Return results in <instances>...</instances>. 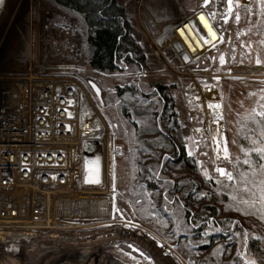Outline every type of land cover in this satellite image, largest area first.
Instances as JSON below:
<instances>
[{
  "label": "rangeland",
  "instance_id": "374dc122",
  "mask_svg": "<svg viewBox=\"0 0 264 264\" xmlns=\"http://www.w3.org/2000/svg\"><path fill=\"white\" fill-rule=\"evenodd\" d=\"M203 1L116 0L125 9L132 39L145 61L138 65L121 59L117 71L102 72L90 65L86 27L79 17L49 0H7L0 22V50L20 51L28 35L29 53L38 54L45 13L75 21L70 73L100 88V103L110 111V116L105 113L114 129L112 142L122 147L114 161L110 189L85 196L94 201L109 199L104 213L92 210L90 217L66 219L78 226L77 231L61 230L58 235L73 245L45 247L22 264H113L114 257L106 249L119 234L138 237L142 245L156 248L159 257H172L178 264H264V156L257 164L241 157L242 152L264 154V0H234L227 20L226 6L216 47L185 62L169 44L176 28L203 9ZM206 10L215 17V5L210 3ZM157 83L168 86L176 104L179 124L172 130L158 123L160 103L152 91ZM196 83L214 84L221 92L227 155L212 141L198 137L202 114L187 104V88ZM134 84L147 97L136 101L133 111L150 152L142 151L138 158L120 119L127 97L117 95L120 88ZM158 128L173 135L178 152L185 149V158L171 156L173 149L163 145ZM209 204L219 206L220 218L226 223L221 228L230 223V231L237 233L212 244L219 228L210 226L216 222L198 218ZM252 239L259 240L258 251L248 248ZM9 258L15 257L2 254L0 264H11Z\"/></svg>",
  "mask_w": 264,
  "mask_h": 264
},
{
  "label": "built area",
  "instance_id": "2783aa9c",
  "mask_svg": "<svg viewBox=\"0 0 264 264\" xmlns=\"http://www.w3.org/2000/svg\"><path fill=\"white\" fill-rule=\"evenodd\" d=\"M221 3L211 1L217 11L213 18L206 9L195 14L203 12L219 35L226 0ZM6 8L7 0L0 22ZM41 18L39 53L31 50L22 70L0 64V258L14 256L11 264H22L45 247L73 245L59 231L76 233L78 226L66 222L70 217L104 213L109 199L85 196L101 195L104 186L110 189L114 161L122 152L112 142L113 126L90 82L70 73L75 21L58 13ZM216 44L197 56L207 55ZM222 101L214 84L187 88V104L202 114L198 137L220 151L226 147ZM96 140L104 146L103 184L91 187L83 183L85 144Z\"/></svg>",
  "mask_w": 264,
  "mask_h": 264
},
{
  "label": "trees",
  "instance_id": "16d2710c",
  "mask_svg": "<svg viewBox=\"0 0 264 264\" xmlns=\"http://www.w3.org/2000/svg\"><path fill=\"white\" fill-rule=\"evenodd\" d=\"M56 6L60 7L63 11L67 12L74 18H78L81 23L86 27V42L90 46V65L92 68L102 72H113L118 70V64L121 59L124 62H136L138 65H142L145 61V57L142 56L141 51L137 48L131 36L130 23L125 17V9L118 6L116 0H49ZM25 46L18 52L11 51L3 48L0 51V64H8L14 70H22L26 67L29 47L26 43ZM137 51V52H136ZM87 82V81H86ZM168 86L157 83L154 85L152 91L158 98L160 103L159 121L165 125L167 130L177 128L178 113L174 99L170 96ZM143 88L140 85H127L120 88L117 93L118 97L125 98L124 107L120 109V119L125 126L124 131L130 140V147L134 157H142V151L144 154L148 152L147 144L149 141L141 138V123L135 116L134 103L146 99L143 94ZM148 96V95H147ZM146 97V98H145ZM114 102V101H111ZM133 107L130 109V106ZM106 106V104H105ZM107 114L110 112L108 107L105 108ZM141 113V112H140ZM110 114V113H109ZM108 114V116H110ZM139 115V114H138ZM111 118V117H110ZM157 133L161 136L163 145H169L172 147L171 156L180 157L185 156V149L181 147V152L177 150V145L173 141V135L169 136L160 128L157 129ZM176 154V155H174ZM242 152L241 157L248 162V164H257L262 162L264 154L257 151L248 153ZM172 158V157H171ZM185 158V157H184ZM238 168V167H237ZM236 168V169H237ZM237 171V170H236ZM132 188L134 186H131ZM219 206L216 204H209L203 207V212L199 214L198 218L204 217L205 222H209L210 219L216 224L212 223V229L219 228L216 234H213L212 244L217 240L224 241L228 237L237 233V230L230 231V223L225 228L224 221L221 220V214L219 213ZM190 208V207H189ZM188 210V209H187ZM190 211V210H188ZM189 214V213H188ZM190 214L186 217L187 222L190 221ZM217 223L218 226L217 227ZM206 225V224H205ZM205 229V228H204ZM238 231L243 232L241 227H238ZM211 244V245H212ZM249 245L250 251H258L260 249L259 240L252 239ZM255 255V254H254Z\"/></svg>",
  "mask_w": 264,
  "mask_h": 264
},
{
  "label": "bare ground",
  "instance_id": "6f19581e",
  "mask_svg": "<svg viewBox=\"0 0 264 264\" xmlns=\"http://www.w3.org/2000/svg\"><path fill=\"white\" fill-rule=\"evenodd\" d=\"M221 1V5L223 6L225 0ZM226 6L228 10L227 1ZM219 9L221 10V8ZM198 15L200 16L199 18L197 17ZM221 15L222 13H217L216 17H221ZM201 30L204 35L206 34L205 40L202 38ZM218 41H220L219 33L207 19L205 14L203 12H198L196 16L188 18L182 25L176 28L169 47L175 49V44L179 42L183 50L176 51L180 56H183L186 52L190 59L193 60L195 56L206 51L209 46L215 45ZM103 189H108V187L104 186ZM113 239L115 242H109V247L106 249V252L111 253L114 257V261L112 260L113 264H178L172 257L166 259L159 257L156 248L142 245L138 237L119 234Z\"/></svg>",
  "mask_w": 264,
  "mask_h": 264
},
{
  "label": "water",
  "instance_id": "95a60500",
  "mask_svg": "<svg viewBox=\"0 0 264 264\" xmlns=\"http://www.w3.org/2000/svg\"><path fill=\"white\" fill-rule=\"evenodd\" d=\"M6 0H0V16L5 7ZM211 3L209 0L208 4H205L203 1L202 7L206 8ZM228 10L227 16L225 20H227L230 16V13L233 10V0H227ZM176 50H183L182 45L178 42L175 44ZM185 62H189L190 57L187 53H184L182 56ZM92 91L98 98L100 102H102V91L100 88L94 83H89ZM103 161H104V146L101 141H89L85 144V156H84V179L83 183L86 186L91 187H99L103 184ZM223 175V174H221Z\"/></svg>",
  "mask_w": 264,
  "mask_h": 264
},
{
  "label": "snow or ice",
  "instance_id": "6c2138e0",
  "mask_svg": "<svg viewBox=\"0 0 264 264\" xmlns=\"http://www.w3.org/2000/svg\"><path fill=\"white\" fill-rule=\"evenodd\" d=\"M205 4H208L209 0H204ZM202 31V30H201ZM206 39V34L204 35V37ZM259 62V61H257ZM262 115H264V113H262ZM225 155H227V148L225 147ZM218 171L221 173V174H226L225 173V170L224 169H218ZM228 178L229 179H232V176L230 174H228Z\"/></svg>",
  "mask_w": 264,
  "mask_h": 264
}]
</instances>
